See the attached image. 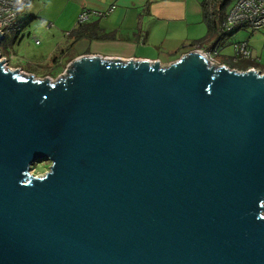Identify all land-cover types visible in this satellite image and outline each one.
<instances>
[{"label":"water","instance_id":"1","mask_svg":"<svg viewBox=\"0 0 264 264\" xmlns=\"http://www.w3.org/2000/svg\"><path fill=\"white\" fill-rule=\"evenodd\" d=\"M3 62L0 264H264L263 74L198 51L55 81Z\"/></svg>","mask_w":264,"mask_h":264},{"label":"crops","instance_id":"2","mask_svg":"<svg viewBox=\"0 0 264 264\" xmlns=\"http://www.w3.org/2000/svg\"><path fill=\"white\" fill-rule=\"evenodd\" d=\"M205 1L207 0H30L20 21L21 31L7 43L10 46L18 45L24 33L29 35L31 30L33 37L41 39V43L36 46H41L44 42H55V45L49 44L42 53L45 57L43 65L48 63L47 66L61 53V56L64 54L66 57L63 48L69 46V50L76 52L59 72V77L64 74L71 61L86 56L124 61H158L162 67H167L189 52L188 48H181L182 45L199 46L206 50L205 44L210 48L218 38L221 40L218 31L215 36H208L203 17ZM112 6L114 10L111 13L100 18L92 17L86 24L87 28L95 26L101 31V37L73 42L71 32L78 27L77 18L83 10L106 13ZM226 13L224 12L223 17ZM218 27L219 25L217 29ZM237 42H246L251 52L252 59L243 63L255 66L252 68L264 74V30L256 33L248 31ZM79 44H82L81 49ZM4 54L6 55V51ZM231 55L232 52L223 55L221 51V62L232 65ZM173 56L175 57L171 59ZM13 65L14 68L25 70L22 65ZM45 77L58 78L50 75Z\"/></svg>","mask_w":264,"mask_h":264},{"label":"built area","instance_id":"3","mask_svg":"<svg viewBox=\"0 0 264 264\" xmlns=\"http://www.w3.org/2000/svg\"><path fill=\"white\" fill-rule=\"evenodd\" d=\"M29 3L30 0H0V34L2 36V40L0 41V62L4 60L3 66H5V69L10 71L19 70L20 73L24 75L27 74L22 70L11 66L9 58L5 56L1 50V42L7 37H12L21 31L22 25L20 21L22 20V16L27 10ZM113 10V6L109 8L106 13L83 10L77 18V25H86L92 17H104ZM242 30H247L252 33L264 30V0H237L236 4L230 9V11L224 15L218 27L221 41L229 35ZM36 44H38L37 41ZM221 47V43L215 42L209 50H202L199 46L194 45L185 48L189 49L188 53L197 51L201 52V55L204 56L210 64H213L216 67L223 66L230 69L229 65L222 63L218 58L221 56ZM230 48L232 50V55L230 57L232 65L252 59L251 52L246 42H234L231 44ZM235 71L248 72L256 70L251 68L246 71ZM50 80L52 81V79Z\"/></svg>","mask_w":264,"mask_h":264},{"label":"rangeland","instance_id":"4","mask_svg":"<svg viewBox=\"0 0 264 264\" xmlns=\"http://www.w3.org/2000/svg\"><path fill=\"white\" fill-rule=\"evenodd\" d=\"M236 2L237 0H229V3L225 7V12L230 11V9L236 4ZM247 32H248L247 30L240 31L238 33H235L231 37L224 38V40L222 41L218 38L216 42L221 43V46H222L221 48H223L222 54L223 55L231 54L232 50H230L231 49L230 45L234 42H237L244 34H247ZM10 40H11V37H7L4 41L1 42V50L3 54H4V51H6V56L9 58L10 62H12L11 63L12 67H14L13 63L22 65V67H24L25 70L33 74H29L25 70L23 72H25L26 74L30 76H33L36 79H43L44 76L46 75H50L56 78L59 77L58 76L59 72L65 67V64H67V62H69L73 58V55L76 52L74 50H69V46L68 48H63V50L65 49L64 52L66 54V57L64 56V54L63 56H61L62 54L61 53L59 54L60 56L58 55L59 57L57 59L52 58L54 60H52L51 64L47 66L48 63L46 65H43V60L45 57L43 56L42 53L44 52V49L48 47L49 44L55 45L54 44L55 42H49V43L44 42L41 46H36L41 43V39L39 37L37 38L33 37L32 30H31V33H29V35L24 33L18 45H14V46L8 45L7 42H9ZM36 41L38 42V44H36ZM182 47H187V46L182 45L181 48ZM81 48H82V44H79V49ZM204 48L206 50L210 49L206 47V44ZM174 57L175 56L171 57V59H173ZM218 58L221 59V56H219ZM73 61H71V63ZM40 63L42 64V66H39ZM71 63H69L66 66L65 70ZM55 80H56L55 78H52V81H55ZM49 165H50V162L48 161L38 162L32 165L29 173L30 175L33 174L35 176H40L41 174L48 172Z\"/></svg>","mask_w":264,"mask_h":264},{"label":"trees","instance_id":"5","mask_svg":"<svg viewBox=\"0 0 264 264\" xmlns=\"http://www.w3.org/2000/svg\"><path fill=\"white\" fill-rule=\"evenodd\" d=\"M229 3V0H207L203 3V17L206 22L208 36L213 37L218 31L217 26L221 21L223 14L225 12V7ZM88 26L82 25L78 26L75 30L71 32V36L74 38L73 42H78L81 39L97 38L101 37V31H99L95 26L92 28H87ZM255 67L249 63H239L236 65H229L230 69H235L238 71H245L248 68Z\"/></svg>","mask_w":264,"mask_h":264},{"label":"clouds","instance_id":"6","mask_svg":"<svg viewBox=\"0 0 264 264\" xmlns=\"http://www.w3.org/2000/svg\"><path fill=\"white\" fill-rule=\"evenodd\" d=\"M17 34H19V33H17ZM6 56V55H5ZM14 68V67H13ZM16 69H19V68H16ZM23 71V70H22ZM65 73V72H64ZM28 75V74H27ZM45 78H48V79H52V78H50V77H45ZM45 78H43V79H45Z\"/></svg>","mask_w":264,"mask_h":264}]
</instances>
